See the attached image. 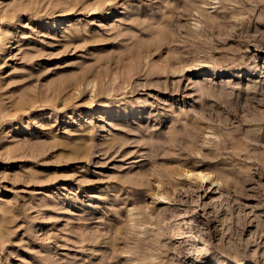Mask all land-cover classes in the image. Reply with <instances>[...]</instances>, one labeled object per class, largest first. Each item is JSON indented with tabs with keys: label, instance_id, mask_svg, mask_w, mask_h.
<instances>
[{
	"label": "rangeland",
	"instance_id": "374dc122",
	"mask_svg": "<svg viewBox=\"0 0 264 264\" xmlns=\"http://www.w3.org/2000/svg\"><path fill=\"white\" fill-rule=\"evenodd\" d=\"M0 264H264V0H0Z\"/></svg>",
	"mask_w": 264,
	"mask_h": 264
},
{
	"label": "bare ground",
	"instance_id": "6f19581e",
	"mask_svg": "<svg viewBox=\"0 0 264 264\" xmlns=\"http://www.w3.org/2000/svg\"><path fill=\"white\" fill-rule=\"evenodd\" d=\"M190 173H193V174H195L198 178H201V179H207L208 178V176H207V173L206 172H202V171H200V170H198V171H192V172H189V174Z\"/></svg>",
	"mask_w": 264,
	"mask_h": 264
}]
</instances>
